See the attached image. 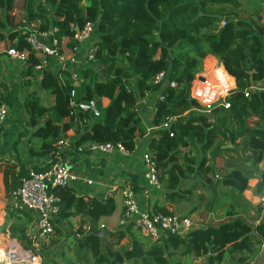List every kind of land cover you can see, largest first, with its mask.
<instances>
[{"label": "trees", "instance_id": "obj_1", "mask_svg": "<svg viewBox=\"0 0 264 264\" xmlns=\"http://www.w3.org/2000/svg\"><path fill=\"white\" fill-rule=\"evenodd\" d=\"M13 1L0 0V60L8 57L11 49L27 52L22 78L28 80L25 84L30 89L20 96L19 85L11 89L0 81V104L10 107L9 117L22 129L13 145L18 169L0 166L2 235L12 239L23 227L20 233L30 243L26 248L34 250L27 235L34 215L5 210L7 196L31 171L17 151L22 140H26L31 158L47 159L49 166L70 131L76 134L71 143L77 155L74 160L92 156L95 145L121 144L134 154L137 141L152 132L146 152L156 165L166 201L189 204L192 209L187 218L201 211L205 222L209 214L221 211L232 220L218 228L193 229L186 238L167 235L162 242L142 244L136 234L129 233L133 248L120 252L114 247L120 245V230L126 226L120 225L122 217L117 213L121 201L118 192L103 201L78 194L74 186H55L50 192L59 199V222L83 219L77 246L84 255H80L79 264H122L127 260L133 264L138 260L143 264H172L180 247L182 256H208V264H221L226 256H235L236 264L251 263L264 244V212L259 204L254 227L239 214L246 207L243 194L249 181L258 178L264 161V14L249 11L257 20L245 17L249 12L238 0H23L25 21L10 30L8 15L15 9ZM87 23L95 24L96 52L93 60L79 69L82 82L77 101L96 99L98 117L81 111L71 113V71L76 69L54 71L51 61L58 60L51 58L38 72L43 57L27 43L31 32L49 33L56 28L59 54L75 57V35ZM213 58L236 87L226 99L230 108L218 105L208 113L191 98L195 93L192 83L204 61ZM37 72L42 75L39 89L34 88ZM167 72L176 87L162 89L163 99L156 100L147 112L150 118L145 119L138 99L159 93L154 81ZM83 120L86 123L81 124ZM228 144L233 148L222 149ZM240 152L245 165L229 163L230 171L221 173L227 163L222 155ZM249 163L252 170L246 165ZM32 170L42 169L33 166ZM261 174L259 194L264 195V172ZM127 187L134 193L139 190L136 176ZM152 211L173 214L158 206ZM131 228L127 226L128 232ZM104 229L112 232L115 239L111 243L100 237ZM55 230L61 231L58 226ZM37 244L43 257L59 240ZM142 247L147 250L142 251ZM89 253L95 263L90 262Z\"/></svg>", "mask_w": 264, "mask_h": 264}, {"label": "built area", "instance_id": "obj_2", "mask_svg": "<svg viewBox=\"0 0 264 264\" xmlns=\"http://www.w3.org/2000/svg\"><path fill=\"white\" fill-rule=\"evenodd\" d=\"M56 32V28L49 33L38 34L31 32L27 38V43L31 46L32 50L43 57V64L36 68L38 72L46 66L48 60L51 58H57L63 70L71 71L72 65L76 62L77 55L81 54L84 46L87 47L86 63L88 64L93 60L94 53L96 52V48L94 47V23H87L82 30H77V34L75 35L77 45L73 49L75 57L59 54V42L54 38V33ZM7 56L13 61L20 62L25 68L27 67V52H19L11 49L7 52ZM214 60L213 58L204 61V65L207 66L208 62L212 65L206 73V79L201 80L196 78L192 83L195 93L191 98L197 100L202 106L201 108L208 113L218 105H224L225 108H230V104L226 99L236 87L233 78L226 72L223 66L215 65ZM71 73L73 84V88L70 90L71 113L75 114L81 111L83 113H91L95 117L100 116L98 101L96 99L88 102L77 101V89L82 79L78 69L71 71ZM154 84L160 87L161 91L156 95L157 99L161 100L163 99L162 89L164 91L169 86L172 88L176 87V83L170 82L169 72L159 74ZM144 104V102H140L138 105L141 107ZM9 115L10 107L5 103H1L0 127ZM80 123H86V120L80 121ZM68 142V140H65L59 143V149L56 154L57 158L54 162L52 161L49 166L41 171L31 170L10 193V206L12 210L15 212L27 211L35 217L37 230L33 233L30 231L27 233L34 245L38 241L47 239L54 231V219L59 213V199L51 194L50 189L55 186L72 187L81 180V177L65 161L64 149L68 146ZM91 151L93 154L105 157L111 156L116 152L124 156L131 155L121 144L116 146L111 144L102 146L95 145L92 146ZM142 161L145 167L144 176L146 181L149 186L159 190L156 165L147 152L143 155ZM87 183L92 184V181L88 180ZM122 196L125 212L121 225L133 226L154 242H162L167 235L186 238L194 229V222L190 218L165 215L160 212L141 211L136 194L129 187H126L122 191ZM259 204L264 212V196L260 197ZM14 247L10 252H3L0 264H42V257L37 252L31 251V249L24 250L15 245ZM262 249H264V244L262 245ZM250 264L255 263L252 262Z\"/></svg>", "mask_w": 264, "mask_h": 264}, {"label": "crops", "instance_id": "obj_3", "mask_svg": "<svg viewBox=\"0 0 264 264\" xmlns=\"http://www.w3.org/2000/svg\"><path fill=\"white\" fill-rule=\"evenodd\" d=\"M13 16V14H11ZM22 26V25H21ZM10 27V25H9ZM10 29V28H9ZM12 30V29H10ZM87 56V47L84 46L81 50V54L77 55L76 62L74 65H72L71 69H82L84 68L87 63L85 61V57ZM211 63H207V66L210 67ZM51 69L54 71H58L59 68L62 69V65L59 61L52 60L51 61ZM25 67L23 64H21L18 61H13L9 59L8 57H3V60H0V81L3 82L7 87H17V95H22L23 91H27V89H30L25 84L28 80H24L22 78V69ZM41 73L37 72V79L34 80V88L39 89L40 84L39 81L41 79ZM21 83V84H20ZM23 85V86H21ZM264 87V85H263ZM141 100V99H140ZM157 100V95H151L145 99H143V102L145 103L144 106H142L143 111H141L142 116H147V112H150L153 109V105ZM141 108V109H142ZM146 114V115H145ZM150 118V116H147ZM9 118V117H8ZM147 118V119H148ZM22 131L20 126L14 122H12L9 119H6L2 126L0 127V166L4 165L7 166L6 168L9 169H18L17 166V158H16V151L14 150V143L17 140L18 134ZM153 133L150 132L148 137L142 140L137 141V150L134 154H131L130 156H124L120 153H114L111 156H102L93 154L92 156L80 159V160H74L77 155L74 152V150L71 148V143L76 137V134L74 131H70L68 133V146L64 149V157L65 161L71 166L73 171L77 173L81 180L74 185L75 190L78 194L81 195H87V196H96L100 200L105 201L110 194L117 193L119 196H121V201L119 202V211L117 212L120 217L122 210H125L124 203H122V191L129 186V183L131 182V177L136 176L138 179V185L139 190L135 193L136 197L139 201V207L141 211H151L153 212L154 206H158L160 208L166 209L169 212L173 213L172 215L185 217L186 215H189L192 207L189 206L187 203H175V202H168L165 199V196L163 195V191L157 190L151 186H149L148 182L145 179L144 173H145V167L142 161L143 155L147 151L148 143L150 140V137H152ZM227 146V145H226ZM225 147V146H224ZM222 149H225V148ZM233 148V146L231 147ZM230 149V148H228ZM18 153L21 157L23 165H25L28 169H31L34 167H37L39 169H44L46 166H48L47 159H33L29 156L28 148H27V142L26 140H22L20 143V146L18 148ZM222 157L225 158L227 161L226 165L223 167V169L220 171L221 173H227L230 171L232 167H229V163L232 165H245L242 157V153L240 154H225L222 155ZM231 158H234V160H231ZM74 160V161H73ZM250 169L252 170L251 164H246ZM261 171L260 173L264 172V161L260 165ZM248 170V169H246ZM261 177L258 176V178L251 179L249 181V188L248 190L243 194V198L246 201V207L242 208L240 210V216L242 219H244L247 223H249L251 226L254 225V219L256 217V208L259 206V199L261 196H264L263 194H259V186L261 184ZM88 180L92 181V184L87 183ZM124 212V211H123ZM201 211H197L194 214H192L190 219L194 222V229H204L206 227H220L225 222H228L229 220H232L225 216L224 213L221 211L217 214H209L207 221L203 222L202 218L200 217ZM264 214V213H263ZM118 215H116V218H119ZM123 215V214H122ZM196 215L198 218H196ZM22 224L25 225L24 219L21 218ZM71 223H64L61 224L59 222L58 217L54 219V231L51 236H49L47 241L49 240H59V244H57L55 247L48 250L46 253L43 254L42 260L46 262V264H79L80 261V255L83 256L84 254L79 253L77 243L81 240V236L79 233V227L80 224L83 222V219L80 218H73L71 220ZM122 221V218L121 220ZM72 224V225H71ZM121 225V222H120ZM61 229L55 230V227ZM32 229L33 231H30L31 233L35 232L37 230V225L34 220L32 223ZM29 227V228H31ZM36 230L34 231V229ZM132 232H128L127 226L123 227L120 231H122L123 235L120 236V239L118 240L120 245H117L114 247L115 251H122L121 249H131L133 248V237L130 236L129 233L136 234V236L139 238L140 243H145L146 241L152 240L144 235L142 232H138L136 228H131ZM108 234L101 237L103 240L107 239L106 242L111 243L115 238L112 237V232L108 230ZM102 233V232H101ZM36 245V244H35ZM37 247H34V251L38 252V244ZM124 246V247H123ZM128 247V248H126ZM142 251H146L147 249L142 247ZM175 250V254L172 261V264H208V256H182L181 255V249ZM39 253V252H38ZM104 255H107L103 251ZM261 252L259 253V255ZM90 262H94V259L91 258V254H87ZM259 255L252 260L253 263H257V258ZM42 261V263H43ZM139 263L137 264H143V260H138ZM251 262V263H252ZM236 257L235 256H226L224 262L221 264H236ZM122 264H133V260H127ZM250 264V263H249Z\"/></svg>", "mask_w": 264, "mask_h": 264}, {"label": "rangeland", "instance_id": "obj_4", "mask_svg": "<svg viewBox=\"0 0 264 264\" xmlns=\"http://www.w3.org/2000/svg\"><path fill=\"white\" fill-rule=\"evenodd\" d=\"M238 1L242 5V9L243 10H246L248 12L249 11L250 12H260V13L264 14V0H238ZM13 6H14L15 9L12 10L9 13V15H8V24L10 25L9 28L12 29V30L15 29V28L21 27V25H23V22L25 21V20H23V15H24L23 0H15V1H13ZM250 12L248 14H246L245 17H249L252 20H257L256 19L257 17L254 15V13H250ZM11 14H13V16ZM0 18H1V11H0ZM32 25L36 26V24H32ZM214 62H215V65L216 64H217V66L220 65L217 60H214ZM210 67H212V65H210ZM210 67L204 65V63H203V67L196 74V78H199L201 80H203V79L205 80L206 79V75H207L206 73H207V71L209 70ZM140 102H143V99L142 100L138 99V104ZM144 118L147 119L146 116ZM7 119H9L12 122H14L11 119V117H9ZM10 202H11V199H10L9 196H7V206L5 207V210L12 212V209H11V206H10ZM2 213H3V211H2ZM198 216L196 215V218H198ZM31 226H32V223L28 225L29 231H33ZM29 227H31V228H29ZM22 228L23 227H21L19 229V231L17 232V234H15V236L11 237L12 239H8L7 236L2 235L1 230H0V244H1L0 246L6 247V246H8L9 243H11V244H13L16 247H19L21 249L29 250V249L26 248V246H29V244H30L29 241L28 240H24L23 237H22V234L20 233ZM132 228H133V226H132ZM35 230H36V228L34 229V231ZM11 244H9V245L12 246ZM36 245H34L35 248L37 247ZM32 250L33 249L31 248V251ZM257 263L258 264H264V249L261 250V254L257 258Z\"/></svg>", "mask_w": 264, "mask_h": 264}, {"label": "bare ground", "instance_id": "obj_5", "mask_svg": "<svg viewBox=\"0 0 264 264\" xmlns=\"http://www.w3.org/2000/svg\"><path fill=\"white\" fill-rule=\"evenodd\" d=\"M159 190H160V188H159ZM1 222H2V209L0 208V223ZM9 244H11V243H9ZM9 244L6 247L0 246V259L2 257L3 252L7 253V252H10L13 248H15L13 244H11L12 246H10ZM17 251H19V250H17Z\"/></svg>", "mask_w": 264, "mask_h": 264}, {"label": "water", "instance_id": "obj_6", "mask_svg": "<svg viewBox=\"0 0 264 264\" xmlns=\"http://www.w3.org/2000/svg\"><path fill=\"white\" fill-rule=\"evenodd\" d=\"M231 147H232V145H231V144H228V145L225 146L224 148H231ZM261 175H262L261 173L258 174L259 177H261ZM108 232H109L108 230L104 229V230L102 231L100 237H103V236L107 235Z\"/></svg>", "mask_w": 264, "mask_h": 264}, {"label": "clouds", "instance_id": "obj_7", "mask_svg": "<svg viewBox=\"0 0 264 264\" xmlns=\"http://www.w3.org/2000/svg\"><path fill=\"white\" fill-rule=\"evenodd\" d=\"M46 168V167H45ZM20 182V181H19ZM29 231V230H28ZM37 244V243H36Z\"/></svg>", "mask_w": 264, "mask_h": 264}]
</instances>
